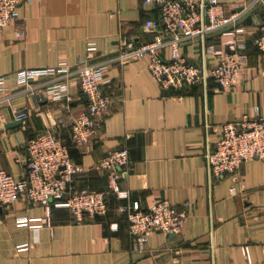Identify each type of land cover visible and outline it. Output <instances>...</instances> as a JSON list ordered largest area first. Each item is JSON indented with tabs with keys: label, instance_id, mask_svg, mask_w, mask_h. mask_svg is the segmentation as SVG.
<instances>
[{
	"label": "crops",
	"instance_id": "obj_1",
	"mask_svg": "<svg viewBox=\"0 0 264 264\" xmlns=\"http://www.w3.org/2000/svg\"><path fill=\"white\" fill-rule=\"evenodd\" d=\"M247 41L241 79L219 89L206 85L164 89L147 68L149 57L117 63L102 86L111 105L97 133L78 145L71 136L73 117L86 108L77 78H67L69 100H51L38 86L29 94L16 84V71L67 63L111 60L126 41L150 38L146 19H159L160 5L143 0H23L16 20L0 28V168L24 174L26 141L51 129L69 146L72 159L86 170L77 187L108 190L105 171L92 165L106 152L129 150L128 172L119 178L125 195L107 192L104 214L75 221L52 203L30 204L19 196L0 206V264H259L264 257V159L243 162L236 171L210 177L206 157L219 137L218 127L264 108V51L252 39L264 0H217ZM231 25L206 35L204 43L222 48ZM88 42L95 49L87 51ZM180 53L191 63L206 59L202 40L183 43ZM166 56V51L161 54ZM62 77L58 76L57 79ZM50 80L49 77L45 78ZM27 109L23 120L16 111ZM235 186L234 194L229 188ZM138 200L147 208L167 199L187 216L178 234L156 231L139 248L128 232L126 206ZM32 218L18 225L17 217ZM34 218V219H33ZM37 219V220H35ZM18 245H26L19 249Z\"/></svg>",
	"mask_w": 264,
	"mask_h": 264
},
{
	"label": "built area",
	"instance_id": "obj_2",
	"mask_svg": "<svg viewBox=\"0 0 264 264\" xmlns=\"http://www.w3.org/2000/svg\"><path fill=\"white\" fill-rule=\"evenodd\" d=\"M22 1L0 0V28L18 18V6ZM143 1L160 5L159 19L144 21V29L150 34L147 41L138 45L132 40L126 41L111 60L92 63L85 58L75 65L73 72L65 62L57 66L26 67L16 71L15 79L19 87L33 95L34 89L40 86L41 93L53 101L69 100L67 78L71 75L77 78L86 97V108L74 116L71 123V136L78 145L89 141L97 133L109 111L111 97L102 86L110 81L107 70L112 61L128 63L147 55L149 73L164 89L206 85L208 77L216 81L219 89H230L241 79L248 47L247 41L238 38L243 28L235 23L241 9L225 15L217 0ZM228 25L232 28L223 32L228 37L222 41V48L204 43L207 34ZM193 39L202 40L204 53L212 56L210 64L205 58L191 63L180 53L181 45ZM252 43L259 51H264V11ZM86 49L93 51L94 42H88ZM163 51H166L165 57L161 55ZM58 76L62 78L57 79ZM3 84L4 78L0 75V90L4 88ZM27 114L25 108L16 111V117L21 120ZM218 130L217 141L209 146L206 153L211 178L234 172L249 159H264V108L260 110L256 107L252 115L222 123ZM128 164L127 147L112 149L92 165V168L105 171L108 190L79 188L75 178L86 168L72 159L64 139L47 129L27 139L25 170L21 177L16 178L0 168V206H8L22 196L30 204L52 203L55 207L67 208L77 222L90 219L106 212L107 192L125 195L118 181L127 174ZM229 190L234 194L236 188L232 185ZM187 206L185 203L179 208L169 200L161 199L143 208L137 199L132 200L125 208L128 232L139 248L153 232L178 234L187 216ZM30 220L32 218L26 216L17 217L18 225H27ZM17 247L22 249L26 245ZM259 264H264V257Z\"/></svg>",
	"mask_w": 264,
	"mask_h": 264
},
{
	"label": "rangeland",
	"instance_id": "obj_3",
	"mask_svg": "<svg viewBox=\"0 0 264 264\" xmlns=\"http://www.w3.org/2000/svg\"><path fill=\"white\" fill-rule=\"evenodd\" d=\"M168 234V233H167Z\"/></svg>",
	"mask_w": 264,
	"mask_h": 264
}]
</instances>
